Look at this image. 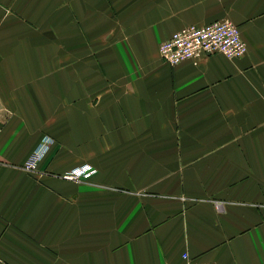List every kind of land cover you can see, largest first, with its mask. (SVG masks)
<instances>
[{
    "label": "crops",
    "instance_id": "crops-1",
    "mask_svg": "<svg viewBox=\"0 0 264 264\" xmlns=\"http://www.w3.org/2000/svg\"><path fill=\"white\" fill-rule=\"evenodd\" d=\"M224 18L243 56L161 59ZM183 253L264 264V0H0V264Z\"/></svg>",
    "mask_w": 264,
    "mask_h": 264
},
{
    "label": "built area",
    "instance_id": "built-area-1",
    "mask_svg": "<svg viewBox=\"0 0 264 264\" xmlns=\"http://www.w3.org/2000/svg\"><path fill=\"white\" fill-rule=\"evenodd\" d=\"M246 43L240 35L236 24L227 18L205 23L202 25H188L175 32L158 45L161 59L171 65L184 60L197 61L201 57L220 53L228 58H238L246 53ZM53 138L44 135L38 146L25 164L28 171L37 170L39 161L44 157ZM95 169L88 164L78 165L61 176L64 179L80 181L88 178ZM182 264H215L214 262L192 261L187 253L182 254ZM170 264V263H163Z\"/></svg>",
    "mask_w": 264,
    "mask_h": 264
},
{
    "label": "rangeland",
    "instance_id": "rangeland-1",
    "mask_svg": "<svg viewBox=\"0 0 264 264\" xmlns=\"http://www.w3.org/2000/svg\"><path fill=\"white\" fill-rule=\"evenodd\" d=\"M93 24V23H92Z\"/></svg>",
    "mask_w": 264,
    "mask_h": 264
}]
</instances>
